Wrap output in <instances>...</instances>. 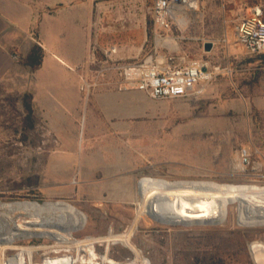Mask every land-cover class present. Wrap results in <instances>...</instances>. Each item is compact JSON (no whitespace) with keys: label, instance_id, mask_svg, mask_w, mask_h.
<instances>
[{"label":"rangeland","instance_id":"374dc122","mask_svg":"<svg viewBox=\"0 0 264 264\" xmlns=\"http://www.w3.org/2000/svg\"><path fill=\"white\" fill-rule=\"evenodd\" d=\"M154 1L46 0L48 5L62 3V11L45 17L41 39L32 36V42L45 45L51 57L46 61L47 69L56 67L54 60L67 69H97L98 66L90 65L95 47L100 50L119 46L134 51L143 47L144 23L153 17ZM104 3L113 6L99 14V6ZM255 5L264 8V0H200L189 29L183 33L182 52L191 59L219 66L222 73L205 85L202 94L187 98L153 99L145 92L117 89L141 96L126 99L137 108H132L133 119L122 125L117 137L111 131L114 122L105 115L101 120L104 132L88 133L93 119L85 109L77 139L61 141L36 113L35 126L29 128L21 97L0 103V201L68 202L87 217L73 236V240H85L108 236L110 231L124 233L135 220L141 186L150 179L264 187V58L249 55L235 36L237 20ZM208 42L214 44L211 51L205 49ZM101 54L98 52L97 58L103 61ZM109 74L110 80H101L104 85L93 90L89 99L93 110V95L107 89L110 85L106 82L118 78L115 72ZM125 128L126 135L122 132ZM84 141L92 155L88 167L81 172L88 180L86 188L79 185L76 165ZM244 148L252 154L250 165L241 163ZM64 149L69 156H62ZM115 149L131 151L136 156L127 155V173L118 179L109 166H93L95 150L103 151L108 161L113 160ZM129 165L137 171L129 172ZM255 165H260V170ZM95 184L100 188H95ZM131 187L134 195L129 191L127 197L125 190ZM223 218L214 225H168L146 215L133 240L146 264H192L198 257L211 256L231 264H264V226L241 225L237 202L228 203L216 221ZM25 220L18 218L17 222ZM30 245L54 247L56 243L48 235L18 239L6 249L7 260L16 254L12 247ZM96 249L99 258L106 255L103 243L98 242ZM50 251L38 252L35 263L70 261L65 252L59 255ZM128 253L125 247L116 245L111 247L109 256L133 264ZM87 254L84 253L86 258ZM1 261L0 254V264ZM19 264H28V258L23 256Z\"/></svg>","mask_w":264,"mask_h":264},{"label":"crops","instance_id":"0c3cea01","mask_svg":"<svg viewBox=\"0 0 264 264\" xmlns=\"http://www.w3.org/2000/svg\"><path fill=\"white\" fill-rule=\"evenodd\" d=\"M48 4H46V0H0V103L13 102L15 98H22L26 93L32 94L35 113L44 119L49 129L61 141L77 139L85 109L91 112V120L93 119L94 123L91 127L89 126L88 133L92 131L101 135L104 132L105 125L101 120L105 115L114 122L115 127H112L111 131L116 137L119 136L122 125L134 117L132 108H137L126 99L136 97V95L141 97L139 93H121L115 87L109 86L107 89L101 87L102 90H99L97 95H93V98L96 99H94L93 110V107L92 109L89 107V99L93 90L96 91L100 86L88 92L82 90V85L95 81L96 72L94 69L82 68L83 66L77 69H67L63 68L56 60H54L56 67L47 69L46 61L50 57L47 51L42 67L35 71L21 62L22 58L26 57L35 45L32 42L34 41L32 36L38 34L41 39L40 29L45 17L56 16L59 11H62V3ZM43 47L46 50L44 44ZM15 56H18L19 59H16ZM111 77L112 75L107 73L102 80L109 81ZM97 119L100 120L99 123L96 122ZM124 131L122 132L126 135V128ZM85 139L87 141V138ZM85 144V141L82 142L78 153L79 161L78 164L76 163L78 172H80L79 185L83 188L87 187L88 180L81 176V172L86 170L92 156L91 151L84 147ZM95 152L93 166L97 169L109 166L115 173V179H118L123 172L127 173V155L136 157L131 151L115 149L113 160L107 161L103 151L95 150ZM62 154V156H69L66 149ZM129 169L131 173L137 171L130 165ZM95 188H100V185L95 184ZM125 191L126 194L131 191V194L134 195L133 187Z\"/></svg>","mask_w":264,"mask_h":264},{"label":"bare ground","instance_id":"6f19581e","mask_svg":"<svg viewBox=\"0 0 264 264\" xmlns=\"http://www.w3.org/2000/svg\"><path fill=\"white\" fill-rule=\"evenodd\" d=\"M112 6L113 4H101L99 14ZM100 17L99 15L97 26L100 24ZM170 43L172 47L178 48L174 41ZM141 50L142 45L136 48L134 56L136 57ZM129 55L132 54L129 53ZM255 167L259 170L261 168L260 165H255ZM234 202L238 204L240 220L251 223L264 222V187H236L218 185L209 181L150 179L141 186L140 203L135 220L124 233L110 231L108 236L89 237L85 240H73L74 232L83 227L87 217L75 206L73 208L71 204L69 206L57 205L53 202L48 204H38L36 201L2 202L0 203V223H10L14 216L28 213L29 216L25 220L28 223L18 224L16 235H20L19 232L23 229L29 232L31 238L34 233L42 231L48 235V238L55 241L56 246L12 247L16 250V254L8 261L6 249L20 237L2 234L0 235L1 264H19L23 256L28 258V264H36V254L40 251L50 254L52 252L50 250H55V254L59 255L65 252L64 255L70 259L67 264H127L118 262L109 256L111 247L116 245H122L129 251L133 264H146L141 250L133 240L139 222L144 216L152 213L166 222L176 221L183 225L198 224L203 221L212 222L223 216L228 203ZM98 242L106 246V255L101 258L96 249ZM72 252L75 255H72ZM86 252L89 253L88 258L84 256ZM44 261H47V258Z\"/></svg>","mask_w":264,"mask_h":264},{"label":"built area","instance_id":"2783aa9c","mask_svg":"<svg viewBox=\"0 0 264 264\" xmlns=\"http://www.w3.org/2000/svg\"><path fill=\"white\" fill-rule=\"evenodd\" d=\"M200 0H155L151 8L154 18V42L149 46L148 26L144 23L145 41L141 52L112 46L98 49L92 56L90 65L98 68L95 81L84 83L83 91L104 85L101 80L110 72L117 74V80L106 82L120 91H141L153 99H180L204 92L205 85L222 73L219 66L203 59H191L182 52L180 42L183 33L191 25V16L197 13ZM185 21V22H183ZM179 33H175V31ZM237 42L249 55L264 54V8L251 7L236 23ZM171 41L178 48L171 46ZM149 48V49H148ZM103 61L97 58V53ZM131 53L132 55L128 54ZM19 59L18 56H15ZM102 66V68H100ZM105 66V67H104ZM103 81V80H102ZM105 82V81H104ZM241 163L250 165L252 154L244 148L240 153Z\"/></svg>","mask_w":264,"mask_h":264},{"label":"trees","instance_id":"16d2710c","mask_svg":"<svg viewBox=\"0 0 264 264\" xmlns=\"http://www.w3.org/2000/svg\"><path fill=\"white\" fill-rule=\"evenodd\" d=\"M147 26H148L149 46H151L153 45V42H154V18L153 17H150L148 19ZM175 33L177 34L179 32L176 30ZM34 37L35 39L39 38L38 34H35ZM45 56H46V50L42 46L35 44L32 50L29 52V54L26 57L22 58L21 62L25 66L29 67L32 71H35L42 67ZM258 57L263 59L264 54L258 55ZM33 99H34L33 95L30 93H26L22 97L24 111L26 113V119H27L28 126L30 129L34 128L35 126V109H34ZM212 258L213 256L209 258L208 257L207 258L198 257L192 262V264H231V263H228L226 259L216 260L213 258V260H211Z\"/></svg>","mask_w":264,"mask_h":264},{"label":"water","instance_id":"95a60500","mask_svg":"<svg viewBox=\"0 0 264 264\" xmlns=\"http://www.w3.org/2000/svg\"><path fill=\"white\" fill-rule=\"evenodd\" d=\"M213 47H214V44L213 43H211V42H208V43H206L205 44V49H206V51H211L212 49H213ZM24 202H33V201H24ZM0 203H2L1 201H0ZM36 203H38L39 204V202H36ZM48 203H50V202H45V203H42V204H48ZM54 204H57V205H61V204H65V205H69L70 206V203L69 204H67L66 202H64V201H56V202H53ZM72 205V204H71ZM73 208H74V206H73ZM76 209V208H75ZM82 212V211H81ZM83 213V212H82ZM19 215H21V216H14L13 218H12V221L10 222V223H8V222H3V223H0V235H2V234H10V235H12L13 237H16V236H19L20 237V240L21 239H28V238H30L29 236H30V234H29V232L28 231H26V230H21V232H19V234L20 235H16V234H18V233H16V231H17V227L16 226H18V222H17V219L18 218H28V216H29V214L28 213H22V214H19ZM148 216H150L154 221H156V222H158V223H162V224H168V225H179L177 222H175V221H169V222H166L163 218H160V217H157V216H155V215H153L152 213H150V214H148ZM224 220V218L223 219H221V220H218V221H212V222H199L198 224L199 225H201V224H204V225H214V224H219V223H221L222 221ZM27 222V221H26ZM25 222V223H26ZM28 223V222H27ZM193 223H191V224H189V223H187V224H184V225H192ZM196 224V223H195ZM240 224L241 225H243V226H249V227H251V226H264V222L263 223H251V222H248V221H242V220H240ZM12 225V226H11ZM80 228H78L77 230H79ZM23 231V232H22ZM76 231V230H75ZM16 235V236H15ZM34 236H39V237H43V236H46V233H39V234H37V233H34L33 234ZM32 237V236H31Z\"/></svg>","mask_w":264,"mask_h":264}]
</instances>
